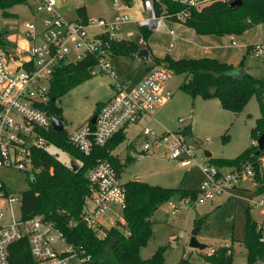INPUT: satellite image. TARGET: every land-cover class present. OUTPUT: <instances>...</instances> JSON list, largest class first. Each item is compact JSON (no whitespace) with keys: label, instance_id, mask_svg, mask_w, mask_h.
<instances>
[{"label":"built area","instance_id":"obj_1","mask_svg":"<svg viewBox=\"0 0 264 264\" xmlns=\"http://www.w3.org/2000/svg\"><path fill=\"white\" fill-rule=\"evenodd\" d=\"M136 1L113 0L118 11H115V17L67 20L57 10L62 0H35L36 8L32 12L47 14L41 19L42 28L28 22L24 33L13 41L14 47L0 45V168L17 169L32 175L37 170L35 165L39 152L56 146L48 134L53 128L49 104L52 79L63 65L95 57L93 72L109 73L113 80L115 93L94 115L95 123L91 124L89 120L72 132L67 130L69 142L85 155H90L96 147L105 146L120 132L125 133L130 126L138 124L171 98V91L165 83L169 81L172 70L165 62L150 70L136 86L130 88L121 82L110 64L113 56L111 41L136 40L139 50L147 48L146 30L156 31L167 20L184 22L191 8L202 9L212 0H179L185 8L171 14L158 13L153 0H140L138 5ZM223 1L231 3L234 0ZM131 11L136 17L129 15ZM128 23H133L139 30L138 38H130L134 35L132 31L128 37L120 35ZM169 34L173 37L172 48L176 32L169 29ZM253 51L259 56L264 55V44L254 45ZM141 135L138 156L160 153L165 159L177 161L181 167L197 162V150L184 128L158 130L148 125L142 129ZM255 144L258 146L257 141ZM203 167L206 176L197 189L196 198L187 197L184 201L193 205L194 202L205 203L217 197L236 199L238 190L255 188V196L248 200L250 207L262 210L261 221L255 222L260 242L264 245V191L260 190L264 156L231 166L205 161ZM87 178L90 194L82 221L95 230L115 226L119 220L110 217V211L114 206L124 211L126 205V183L122 182L117 166L107 159H99L88 170ZM171 203L173 206L177 204ZM16 205L19 215L16 214ZM115 216L119 217L117 213ZM121 222L125 223V219ZM23 240L28 243L32 256L28 264H87L92 260V255L85 248L70 244L56 224L43 215L24 217L21 193H15L0 179V264H12L10 249ZM213 252L214 249L209 254ZM203 264L208 263L204 261Z\"/></svg>","mask_w":264,"mask_h":264},{"label":"rangeland","instance_id":"obj_2","mask_svg":"<svg viewBox=\"0 0 264 264\" xmlns=\"http://www.w3.org/2000/svg\"><path fill=\"white\" fill-rule=\"evenodd\" d=\"M83 7L89 19L100 16L115 17V11L118 13L113 0H62L57 10L65 19L76 20L80 18L79 8ZM35 8V0H30L27 5H16L9 9L8 12L12 16H6L0 10V33L9 31L10 38L17 41L19 34L24 33L26 23L34 22L38 28H42L41 19L47 14L33 13ZM133 13L131 11L129 15L133 17ZM165 23L158 30L150 32L145 46L150 49V58L147 61L123 55L110 58L113 71L119 75L120 81L130 88L145 78L150 70L159 66L157 58L163 59L166 56L173 59L210 57L230 64L238 61V66L242 65L245 69L264 76V55L259 56L253 51L247 53L245 47L264 44V23L238 35H201L184 22L167 20ZM169 29L176 32L172 48ZM130 31L134 34L130 36L131 39L138 38L139 30L133 23H128L120 35L128 37ZM233 39L241 47H234ZM171 72L165 86L172 95L155 114L159 122L157 127L160 130L164 128L179 130L192 124L193 133L190 141L197 150V162L188 167H181L177 161L165 159L160 153L156 156H138L141 143L139 134L143 128L139 124L129 127L126 140L116 147L113 154L118 156L122 163L127 155L134 157L121 168V180L124 183L141 180L152 185L197 190L206 176L203 163L210 162L206 157V151L211 152L214 159H234L253 143L251 129L260 117V106L254 96L241 113H233L222 107L217 96L209 99L191 96L180 88L185 75ZM112 83L109 73H95L93 78L58 100L68 131H74L94 116L98 104L105 102L112 95ZM207 138L210 140L207 141ZM132 142L134 149L128 148ZM49 151L67 165H71L72 161L78 163L71 155L56 146H50ZM0 179L15 193L30 188L29 176L25 171L0 168ZM237 194L236 199L217 197L205 203L194 202L193 205L185 201L176 202L174 205L177 206L176 209L172 203L161 206L152 218L153 234L148 244L141 249L142 257L150 258L159 247H165V264H178L182 257L196 264H203L204 256L212 249L231 245L234 264H248V253L243 242L246 219L249 213L253 220L261 221L262 210L249 206L248 199L255 196V188L251 191L238 190ZM19 211L16 205L17 215ZM115 213L119 217H116ZM109 216L118 219L119 222L115 226L125 230V223L121 222L124 220L122 208L114 206ZM107 219L106 223L110 225ZM203 219H206V223L197 233V238L207 247L198 250L190 246V240L193 230L197 228L196 221Z\"/></svg>","mask_w":264,"mask_h":264},{"label":"trees","instance_id":"obj_3","mask_svg":"<svg viewBox=\"0 0 264 264\" xmlns=\"http://www.w3.org/2000/svg\"><path fill=\"white\" fill-rule=\"evenodd\" d=\"M30 0H0V10L6 16H12L9 9L16 5L29 4ZM237 7H230V2L212 0L202 9L191 8L184 23L201 35H238L256 25L264 23V0H242ZM157 12L168 14L184 9L179 0H153ZM80 17L88 18L86 9L79 8ZM149 38V30L145 31ZM11 32L0 33V45L5 48L14 47L10 38ZM113 56L137 57L139 45L136 40H112ZM112 56V57H113ZM95 57L87 61L63 65L56 70L52 79V100L49 107L53 115L63 121V109L57 100L64 97L72 89L94 77L92 65ZM159 64L165 62L175 74L185 75L180 88L193 97L201 96L209 99L217 96L222 107L233 113H241L255 96L260 106V117L251 129V143L246 150L234 159H214L210 164L231 166L240 164L247 159H258L264 156V150L257 154L255 141L264 133V77H256L246 73L244 80L234 77L237 68L233 64L219 61L215 58H180L166 56L157 58ZM240 67H243L240 65ZM217 88L215 94L211 88ZM56 99V100H55ZM99 103L94 115L101 108ZM93 117L90 119L92 123ZM192 133L191 126L185 130ZM49 138L59 149L69 153L78 161L79 168L74 170L71 165L62 162L49 151H40L36 158V168L29 176L30 188L21 192V212L24 217L36 214L43 215L52 221L63 232L67 241L75 246L85 248L92 260L87 264H165V247H159L150 258H143L141 249L145 247L153 234V216L159 208L171 202H181L187 197L196 198V189L172 188L152 185L141 180H131L126 186V205L124 208L125 230L112 226L104 229L90 228L82 221L87 198L90 194L87 172L99 159H107L117 166L121 172L134 158H127L123 163L113 154V151L126 139V134L120 132L105 146L96 147L90 155L79 151L68 140L66 128L56 132L49 131ZM260 190L264 191V173L260 178ZM61 212H64L63 214ZM156 222L158 220H155ZM206 219L196 221L197 233ZM255 220L248 213L246 233L243 240L248 253V264H263L264 245L260 242ZM12 264H28L32 256L28 243L23 240L12 245L10 249ZM208 264H234V253L231 245L215 248L212 254L204 256ZM178 264H196L182 257Z\"/></svg>","mask_w":264,"mask_h":264},{"label":"water","instance_id":"obj_4","mask_svg":"<svg viewBox=\"0 0 264 264\" xmlns=\"http://www.w3.org/2000/svg\"><path fill=\"white\" fill-rule=\"evenodd\" d=\"M242 3H243L242 0H234L230 3V7L234 8L241 5ZM137 57H139L141 60L147 61L149 59V49L148 48L140 49L139 52L137 53ZM167 66H169V64H167ZM246 73L247 71L244 67H238L234 70L233 75L235 78L239 80H244ZM216 91L217 88L215 87H212L210 90L212 94H215ZM52 121H53V128L56 132H61L64 129V121L59 116L52 114ZM95 121H96V116L93 117L92 123H95ZM257 143H258L257 154H259L262 150H264V133L259 137ZM206 157L211 158L212 153L206 151ZM71 166L74 170H77L79 168V165L75 163V161H72ZM61 213L63 214L64 212ZM190 246L198 250H204L207 247L206 244L201 243L197 238V229H194L192 232Z\"/></svg>","mask_w":264,"mask_h":264},{"label":"crops","instance_id":"obj_5","mask_svg":"<svg viewBox=\"0 0 264 264\" xmlns=\"http://www.w3.org/2000/svg\"><path fill=\"white\" fill-rule=\"evenodd\" d=\"M137 5L138 4H141V2H140V0H138L137 2H135ZM133 17H136V14H135V12L133 13ZM174 30V29H173ZM172 39H173V37H172ZM232 45L234 46V47H241V45L239 44V43H237L236 41H235V39H233L232 40ZM246 47V50H247V53H250V52H252L253 51V48L252 47H254V45H248V46H245ZM254 52V51H253ZM232 64H234V66H236L237 68L238 67H240V66H238V61L237 62H235V63H233V62H231ZM246 71L248 72V73H250V74H252V75H254V76H256V77H264V76H262V75H259L258 73H255V72H252L251 70H248V69H246ZM144 79V78H143ZM142 79V80H143ZM141 80V81H142ZM140 81V82H141ZM139 82V83H140ZM136 86V85H135ZM111 87H112V85H111ZM112 91H113V93H112V95L106 100V101H108V100H110L112 97H113V95H114V90H113V88H112ZM105 101V102H106ZM156 112H157V110L154 112V113H152V114H149V115H147V116H145L138 124L139 125H142L143 126V128L145 127V126H152V127H155V128H157L158 130H159V128L157 127V126H159V122L156 120V118H155V114H156ZM137 125V124H136ZM190 126H191V129H192V124H190ZM187 127V126H186ZM186 127H184V129L186 130ZM142 128V129H143ZM128 130H129V128L127 129V130H125V134H126V138H127V134H128ZM162 130V129H161ZM141 133H142V131L140 132V134H139V136H141V138H142V135H141ZM192 133H193V130H192ZM192 133H189L190 135H192ZM140 138V139H141ZM126 140V139H125ZM123 143V142H122ZM128 148H135V146H134V143L132 142L131 144H129L128 145ZM213 156V155H212ZM118 157V156H117ZM127 158L130 160V158L132 159V158H134L133 156H130V155H127L126 156V158L123 160V161H125V160H127ZM208 159H210V158H208ZM133 160V159H132ZM122 162V161H121Z\"/></svg>","mask_w":264,"mask_h":264}]
</instances>
